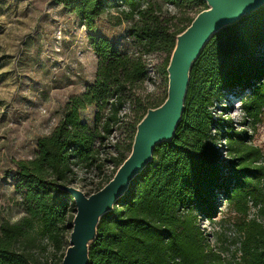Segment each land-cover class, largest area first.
I'll use <instances>...</instances> for the list:
<instances>
[{
  "label": "trees",
  "instance_id": "1",
  "mask_svg": "<svg viewBox=\"0 0 264 264\" xmlns=\"http://www.w3.org/2000/svg\"><path fill=\"white\" fill-rule=\"evenodd\" d=\"M53 1L87 29L94 28L101 16L112 25L129 24L127 36L135 50L131 55L121 53L108 40L88 36L97 59L94 81L68 98L54 128L37 138L33 157L12 161L13 187L24 213L14 222L0 224V264L61 263L75 205L57 185L83 182L78 172L102 175L107 163L114 172L92 193L112 178L130 153L137 123L166 97L155 105L143 103L144 56L156 52L169 56L176 35L195 17L181 26L168 7L189 8L196 14L204 9L202 0ZM163 64L167 67L168 58ZM244 90V120L264 121V6L222 28L206 43L191 67L173 138L155 146L152 160L112 210L101 216L88 247L89 264H264L262 151L249 143L246 130H237L232 120L216 118L211 111L222 104L224 95ZM87 106L96 108L91 126L80 119ZM125 107L136 108L125 121L129 143L122 147L115 143V155H104L105 142L127 117L120 113ZM220 144L228 154L225 160L219 158ZM217 194L242 217L236 224L238 247L230 259L214 250L198 223L199 218L212 220L216 215ZM249 202L261 220L246 218Z\"/></svg>",
  "mask_w": 264,
  "mask_h": 264
},
{
  "label": "rangeland",
  "instance_id": "2",
  "mask_svg": "<svg viewBox=\"0 0 264 264\" xmlns=\"http://www.w3.org/2000/svg\"><path fill=\"white\" fill-rule=\"evenodd\" d=\"M202 7L207 8L205 2ZM168 9L181 26L196 14V10L189 8ZM128 26L127 23L112 25L101 16L94 28L87 29L53 0H0V224L14 222L24 213L21 198L13 187L12 161L33 157L37 138L54 128L68 98L79 95L94 81L97 59L88 36L106 39L119 52L131 55L135 48L127 36ZM169 57L161 52L144 56L147 79L141 94L143 103L155 105L166 96L167 72L163 63ZM246 94L244 90L224 95L222 104H215L211 111L216 118L232 120L237 130H246L249 143L261 149L264 160V121L253 124L244 120L241 104ZM135 109L121 110L127 117L105 142L104 155H115V143L119 146L129 143L130 131L126 130L125 121L130 120ZM95 112L94 106H87L80 111V119L91 126ZM220 145L219 158L225 160L228 154L223 144ZM114 169L107 163L102 175L92 170L78 172V177L85 180H78L74 187L91 194ZM216 202L217 212L212 220L202 217L198 223L214 250L224 259H230L238 247L240 235L236 224L242 217L220 194ZM256 209L249 202L246 218L259 220ZM51 253L49 249L46 256L51 257Z\"/></svg>",
  "mask_w": 264,
  "mask_h": 264
},
{
  "label": "water",
  "instance_id": "3",
  "mask_svg": "<svg viewBox=\"0 0 264 264\" xmlns=\"http://www.w3.org/2000/svg\"><path fill=\"white\" fill-rule=\"evenodd\" d=\"M202 1L207 8L198 12L190 24L176 35L166 67L164 101L155 108H149L137 123L130 153L112 178L89 195L74 186L57 185L71 195L75 205L68 246L60 264H89L88 247L96 237L101 216L112 210L132 179L152 160L155 146L173 138L184 109L191 67L206 43L222 28L264 6V0Z\"/></svg>",
  "mask_w": 264,
  "mask_h": 264
}]
</instances>
